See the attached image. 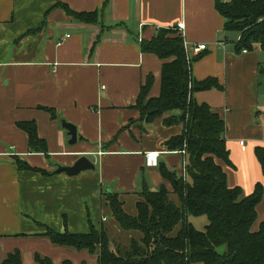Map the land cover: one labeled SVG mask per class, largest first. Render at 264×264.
Instances as JSON below:
<instances>
[{
	"label": "crops",
	"instance_id": "crops-1",
	"mask_svg": "<svg viewBox=\"0 0 264 264\" xmlns=\"http://www.w3.org/2000/svg\"><path fill=\"white\" fill-rule=\"evenodd\" d=\"M217 1L231 0H0L1 260L19 250L24 264H37L36 254L54 264H98L87 251L54 245L44 236L46 228L88 234L105 226L116 251L139 234L117 225L106 205L109 190L131 214L145 188H166L174 197L173 182L162 170L186 179L188 157L168 146L184 126L166 120L183 112L147 121L136 108L149 76L154 81L147 101L161 95L167 61L141 50V41H150L160 28L184 23L188 50L206 46L192 76L198 82L216 79L223 89L198 91L194 99L225 121L233 165L223 164L228 186L241 188L244 196L258 184L264 187L256 156L257 148L264 149V52L259 45L246 53L236 50L240 33L225 30ZM58 3L78 13L99 12V22H77ZM46 108L55 109L60 120ZM61 119L77 127L75 145H69ZM31 121L48 155L32 152L18 126ZM154 152L159 165L147 168L145 155ZM83 156L94 170L73 177L56 173ZM257 213L254 232L264 221V196Z\"/></svg>",
	"mask_w": 264,
	"mask_h": 264
},
{
	"label": "trees",
	"instance_id": "trees-1",
	"mask_svg": "<svg viewBox=\"0 0 264 264\" xmlns=\"http://www.w3.org/2000/svg\"><path fill=\"white\" fill-rule=\"evenodd\" d=\"M58 6L77 22H99V12L78 13L65 4ZM215 9L225 19L226 31L240 33L238 52L253 51L256 45L264 52V0L217 1ZM141 50L167 62L162 68L160 97L147 101L154 81L149 76L136 108L147 121L174 110L183 112L179 118L166 120V124L184 126L183 134L171 139L168 146L171 151H185L187 178L162 170L164 177L173 182L174 197L166 188L158 192L145 188L133 214L126 211L117 194L106 195V205L117 225L139 234L128 247L112 251L111 235L105 226L92 227L88 234L58 233L47 227L44 236L54 245L89 252L97 257L98 264H264V221L259 231L252 230L264 187L258 184L253 194L244 196L241 188L228 186L223 164L233 165L226 146L225 121L208 105H199L194 99L198 91L223 87L216 79H194L192 65L201 54L188 62L185 40L177 27L158 29L150 41H141ZM261 72L264 74V68ZM45 110L53 120H60L55 109ZM18 126L28 134L32 152L49 154L35 121L20 122ZM256 156L264 174V149L257 148ZM190 216L206 217L205 229L195 228ZM35 261L54 264L40 254L35 255ZM0 264H24L21 252L10 253L5 260L0 259ZM63 264L73 263L65 260Z\"/></svg>",
	"mask_w": 264,
	"mask_h": 264
},
{
	"label": "water",
	"instance_id": "water-1",
	"mask_svg": "<svg viewBox=\"0 0 264 264\" xmlns=\"http://www.w3.org/2000/svg\"><path fill=\"white\" fill-rule=\"evenodd\" d=\"M61 126L68 132V136L70 137L69 145H75L78 142L77 127L64 119H61ZM94 169V164L88 159V157L83 156L71 167L59 166L56 170V173H65L66 175L73 177L80 175L82 172L91 171ZM111 193L112 191L109 190V194Z\"/></svg>",
	"mask_w": 264,
	"mask_h": 264
},
{
	"label": "built area",
	"instance_id": "built-area-1",
	"mask_svg": "<svg viewBox=\"0 0 264 264\" xmlns=\"http://www.w3.org/2000/svg\"><path fill=\"white\" fill-rule=\"evenodd\" d=\"M177 29L179 31V33H181L182 35L184 34V29H185V25L184 23H179L177 26ZM69 37V35L67 36ZM186 50H187V60L189 63L192 62L193 58H196L197 56H199L205 49L206 46L205 45H198L196 47H194L193 52H190L188 50L187 45L185 44ZM247 51H244V53H246ZM264 125V124H263ZM244 142H242L241 144H243ZM185 153V151H184ZM159 159H160V155L159 153H147L145 155V165L147 168H156L159 165ZM185 173L186 172V166H185Z\"/></svg>",
	"mask_w": 264,
	"mask_h": 264
},
{
	"label": "rangeland",
	"instance_id": "rangeland-1",
	"mask_svg": "<svg viewBox=\"0 0 264 264\" xmlns=\"http://www.w3.org/2000/svg\"><path fill=\"white\" fill-rule=\"evenodd\" d=\"M127 210H130V205L127 204L126 206ZM189 221L191 223H193L195 225V227L200 230L203 231L205 229V227L208 224V220L206 217L202 216V217H194V216H190L189 217ZM2 257V256H1Z\"/></svg>",
	"mask_w": 264,
	"mask_h": 264
}]
</instances>
